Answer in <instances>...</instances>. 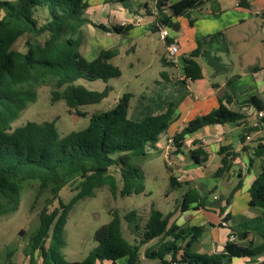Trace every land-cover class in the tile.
Masks as SVG:
<instances>
[{
  "label": "trees",
  "instance_id": "1",
  "mask_svg": "<svg viewBox=\"0 0 264 264\" xmlns=\"http://www.w3.org/2000/svg\"><path fill=\"white\" fill-rule=\"evenodd\" d=\"M216 1L177 0L167 4V0H157L156 23L151 29L161 26L172 28L175 23L173 18L178 16L187 17L189 25H193L194 19L189 14L206 2L217 4ZM239 5L249 7L250 4L248 0H239ZM87 6V0H0V216L18 208L20 187L17 180L33 179L42 187L51 186L53 196L59 198L58 192L65 182L80 178V190L67 204L59 200V206L51 212L47 211V206L40 211L39 224L29 239L30 263L35 264L34 253L39 252L40 264H103L105 261L117 264L116 261L123 257L127 258L125 264H138L139 248L154 238L158 241L145 251V256L158 259L160 264H221L225 258L256 256L264 252L262 167L248 189L249 205L261 210L263 231L259 245H254L252 240L246 245L227 241L220 252H193L192 244L201 236L202 227L169 224L168 215L157 209H151L142 227L134 211L124 215L129 230L139 232V238L130 243L122 235L121 218L114 210L110 220L94 232L97 244L83 260L67 262L63 259L64 226L72 204L93 195V189L104 183L115 194V179L108 173L113 165H117L120 171L121 196L144 192L142 171L129 164L130 158L145 155L149 148L154 147L173 113V103L168 102L165 111L159 114L131 120L127 117L131 94L125 92L112 108L91 114L84 128L71 131L64 137L59 136L54 121H27L12 127L11 123L21 110L35 100L34 88L46 81L54 85L52 99L61 98L70 108L98 103L113 89L109 84L101 90H94L76 83L78 79H102L106 82L120 75L119 69L108 62L116 50L102 48L94 59L88 60L79 49L81 26L91 23L84 15ZM258 15L264 22V10ZM94 25L101 30H109L102 24ZM132 27V24L112 25L111 30L125 34ZM44 33L47 38L42 44L26 41L27 50L24 52L13 48L15 41L23 35L37 37ZM171 42V38L165 39L166 45ZM198 56L204 57L214 72L221 71L223 62L220 56L214 51L201 49L198 42L196 48L182 57L185 78L197 80L202 77L201 66L195 59ZM162 63L167 64L164 57ZM233 100V94L226 92L215 109L189 120L173 135L172 152H181L186 136L204 126L242 120L244 115L241 112L228 107ZM238 104L240 107L253 106L257 111L264 107L262 100L255 95ZM259 126L264 130V118L260 119ZM239 138L243 140L244 135L240 134ZM253 152L257 157L264 156V144L257 143ZM218 153L223 156L213 172L216 177L229 170L235 156L227 146H221ZM190 155L195 164H201L207 158L201 147L192 149ZM170 182L173 186L179 184L172 176ZM233 192L227 197L226 204H229ZM204 200L195 188H189L183 195L182 207L193 202L197 207L203 206ZM219 212H224L223 206H219ZM228 218L229 213H226L221 221L225 222ZM246 236L245 232L243 238Z\"/></svg>",
  "mask_w": 264,
  "mask_h": 264
},
{
  "label": "rangeland",
  "instance_id": "2",
  "mask_svg": "<svg viewBox=\"0 0 264 264\" xmlns=\"http://www.w3.org/2000/svg\"><path fill=\"white\" fill-rule=\"evenodd\" d=\"M249 1H251L252 6L254 4L253 7H264V0L257 3H252L253 0ZM216 3L206 2L201 6L203 13L210 9L209 7H211L213 13L206 15L196 13L198 21L194 24V27L188 26L187 17L185 16L177 17L178 19L175 17L174 22L180 23L183 35L179 39L178 47L181 46V50H186L192 38L196 36L194 46L195 43L199 42L202 43L204 49L218 52L217 54L223 59V64L220 65L221 71L214 72V69L208 65L204 57L198 56L195 59L202 68V77L190 81L186 86L176 76L177 72L174 68L162 63V58L167 59L168 55L166 45L162 39H155L149 29L139 26L125 34L118 35V33L113 32V40L107 42L103 48L116 50V54L108 62L119 69L120 75L109 78L106 82L102 79L94 81L78 79L76 81V83L94 90L103 89L105 84L111 85L113 89L106 98L98 103L70 108L63 99H52L51 91L54 89V85L46 81L34 88L36 92L35 100L29 102L21 110L19 116L11 123L12 127L20 126L27 121L37 123L54 121L59 136L64 137L71 131L84 128L91 114L112 108L118 98L123 93L128 92L131 94V98L127 109V117L131 120L158 114L166 107L168 102L173 103L171 121L166 130L159 136L158 142L168 133L174 134L177 128L183 124L185 125L187 121L216 108L212 107L204 113H199L201 112L200 108L195 107L191 110L192 107H189L191 112L196 113L186 120L188 117L187 112L180 111L178 107L181 106L184 98L194 102L193 95L197 98H204L214 91L218 95L221 87L224 91L231 92L242 100L253 95L260 98L258 92L260 87L264 85V27L260 26L262 20L260 16L253 17L246 19L242 24L226 28L222 23L228 22L230 15L227 13L218 17L219 4L217 1ZM189 17H194V15L190 14ZM168 31L170 37L177 33L171 27L168 28ZM46 38V33L37 37L23 35L15 41L13 48L24 52L27 50L26 41L42 44ZM188 53L185 52L183 55ZM181 56L182 53L178 51L175 55L177 63L181 62ZM94 58L88 57L87 59L92 60ZM162 72L168 75L174 72L173 80L165 81ZM158 80L161 81L157 83ZM213 83L218 86H212ZM179 112L181 117H176ZM173 120L174 123L172 124ZM239 132L249 134L248 140L253 141L255 145L264 142V132L262 130L255 127H252L251 131L246 130L245 127L238 130L232 128L226 138L233 139L234 147L237 146ZM194 139L197 143L202 141L201 138ZM156 143L145 155H134L129 161L131 166H136L142 171L144 192L121 196L119 194L122 184L120 171L117 165H113L108 173L115 179L117 186L115 194H112L108 184L104 183L93 189V195L80 198L72 204L64 226L65 244L61 248V254L65 261H81L93 250L97 244L93 238L94 232L110 220L111 212L114 210L121 218L122 235L130 243L139 238V232L132 233L129 230L127 221L124 219L127 212L134 211L136 213L141 227L149 217L151 209H157L164 215H169L168 221L172 216L179 215V200L185 183L181 179L176 181L182 183V186L171 184V172L168 169L167 159L164 152L157 149ZM227 175V173H224L216 177L210 173L202 180L190 181L189 184L192 187L198 185L197 189L203 194L202 196H206L204 201L205 204H208L207 201L212 202L214 200L213 195L218 197L222 192V188L227 189L232 185V181L236 176L228 179ZM79 179L75 178L65 182L58 192L59 198L53 196L51 186L42 187L37 180L33 179L17 180L20 187L18 208L12 213L0 216V264L3 262L31 264L29 239L39 224L40 211L47 206V211L51 212L59 206V200L63 204H67L80 190ZM209 189H213V191ZM222 206L229 208L230 203H222ZM233 209L238 212L236 207ZM212 214L210 210L207 213L208 216H212ZM235 220L240 222L241 215L237 214ZM192 223L195 226L201 225L198 218L193 220ZM203 225L206 228L210 227L206 221ZM191 250L197 253L199 249L194 246ZM126 260L127 258L123 257L118 259L116 263L125 264ZM34 262L40 264L39 252L34 253ZM96 264L100 263L97 262ZM103 264L111 263L105 261ZM141 264L157 263L151 260H141Z\"/></svg>",
  "mask_w": 264,
  "mask_h": 264
},
{
  "label": "crops",
  "instance_id": "3",
  "mask_svg": "<svg viewBox=\"0 0 264 264\" xmlns=\"http://www.w3.org/2000/svg\"><path fill=\"white\" fill-rule=\"evenodd\" d=\"M130 1H132V3H130ZM156 1L157 0H128L122 2L119 0H87L88 6L84 11V15L91 21V23L88 22L81 26L79 46L81 53L84 56L86 55L87 58L96 57L99 50L102 49L107 42H111L113 40V31L111 30L112 25L132 24L133 27L129 31H131L135 27L143 26L145 27V29L150 30L151 34L155 39H160L159 29H151L153 24L156 23ZM176 1L177 0H167V4H171ZM217 2L219 4V12L217 13V16L219 17L227 13H229L230 15L229 21L222 23V25H224V27L226 28L242 24L246 21V19H250L253 17L257 18L259 16L258 13L264 10V7H253L254 4L252 6L251 1L249 0V7L240 6L239 0H217ZM257 2H261V0H253L252 3ZM209 8L210 9H208L205 13L201 11V7L196 10H193L190 14L194 15V17L190 18L194 19V23L193 25H189L187 19L188 26L194 27V24L197 23L198 16H196V13H199L200 15L213 13V11H211V7ZM261 22L262 23L260 24V26L263 28L264 22L263 20ZM93 23L102 24L106 26L109 30H101L96 27ZM176 24V29H172L176 30L177 33L173 37H170L169 33L168 37L171 38L178 47L179 39H181L183 35L180 23ZM196 38V36L192 38L186 50H181V46L178 47V51L182 53L181 57L184 56L183 53L190 52L191 50L196 48L197 43H195V46L193 45ZM200 46L201 49H204L202 43H200ZM214 52L218 53L217 51ZM166 65L174 68V70L177 72L176 76L181 79L184 85L188 86L190 81H194L184 77L182 71V58L180 63H172L170 61H167ZM162 73L165 81L173 80V77L175 75L174 72H171L170 75L166 74L165 72ZM160 81L161 80H158L157 83H159ZM215 85L217 84H212V86ZM219 89L221 90L218 95L215 91L208 94L204 98H197L195 95H193L195 99L194 102H192L188 98H184V101L181 103V106L178 107L180 111L184 110L187 112L188 117L186 118V120L189 119L191 115L196 113L191 112V110L195 107L201 109V112L199 113H204L212 107H217L220 98H223V96L227 92L223 90V87ZM258 93L260 96L259 99L262 100L264 105V85L263 87H260ZM188 96L190 97L189 93ZM233 96L234 100L231 102V104L228 105V107L241 112L244 115L242 120L238 122H228L224 124H212L204 126L196 132L186 136L181 152L173 153L171 151L169 155L170 164H168V169L171 172V176L174 177L176 180L177 178H180L179 180L182 179V182L185 183L183 192L179 200L180 213L179 215L172 216V218L169 219V224L174 222L178 225H193V220H195L196 218L200 220L201 225L197 226H201L203 231L199 239L192 244V247H198L199 250L197 251V253L212 254L215 252L222 251L225 243L228 241V236L230 235V233H235L237 237L238 229H240V231H243L244 233H247L246 238H243L241 240L237 239V242L239 244L246 245L250 240H252L254 245H259L262 242L261 233L263 231V221L261 217V210L258 207H253L249 205L248 189L253 179L261 171L262 167H264V156L257 157L254 155L253 148L256 147L257 144L255 145L253 141H249V138L246 139V136H249V134L239 132L240 134L244 135V139L241 140L239 138V134L236 147L233 146V139H227L226 135L230 130H232V128H236L238 130L242 127H245L246 130L251 131L252 127H255L259 130H262L263 132L264 130L261 129L260 126L258 127L260 119L256 115L257 110L253 106L240 107L238 103L242 99L236 97V95L234 94ZM185 104L186 106L183 107V105ZM189 107H192L191 110H189ZM165 109L166 107H164L159 113L165 111ZM262 110H264V107ZM178 115H176V117H181L180 112L178 113ZM173 123L174 120L172 124ZM183 126L184 124L178 127L175 133L179 132ZM174 134L168 133L166 136H164L163 139H159V141L156 143L157 149L162 150L164 152V148L167 146V140L169 138H172ZM194 138H201L200 140L202 141L200 143H197V141H195L196 139ZM221 146L229 147V151L235 154V156L231 160L229 170L226 172L228 174V179H230V177L234 178L236 176L234 181H232V185L227 189L222 188L221 194L212 202L207 201L208 204H204L203 206L197 207L196 203L193 202L187 205V207L183 208V195L185 191L189 188H195L200 196L203 195L197 189V184L192 187L189 183L190 181H200L203 177L209 175L210 173L213 174L215 169L220 165V157L223 156L218 153ZM197 147H201L207 154L206 160L201 164H195L191 159L190 155V151ZM171 149H173V146ZM239 182L241 183L240 187L236 189V186ZM176 186H182V183H179ZM233 190L234 192L229 202L230 207L225 208L223 206L224 212L220 213L219 206H222V203L226 202L227 197H229ZM210 191H213V189H211ZM202 197L205 198L206 196ZM234 207L237 208L238 212L234 211ZM209 210L213 213L212 216L207 215ZM226 213H229V218L227 219V221H225V223H223L221 221V218ZM237 214L241 215L240 222H236L235 220V216ZM205 221L210 225L209 228H206L203 225ZM157 241L158 239L154 238L148 241L147 243L143 244L139 248L138 264H141V260H151L153 262H156L157 264H160L158 259H150L145 256V251L153 247L157 243ZM168 258L169 257H167V259ZM221 264H264V252L256 256L231 257L230 259L225 258Z\"/></svg>",
  "mask_w": 264,
  "mask_h": 264
},
{
  "label": "built area",
  "instance_id": "4",
  "mask_svg": "<svg viewBox=\"0 0 264 264\" xmlns=\"http://www.w3.org/2000/svg\"><path fill=\"white\" fill-rule=\"evenodd\" d=\"M169 35V31H168V27L166 26H161L159 28V38L162 39L164 42H165V39L168 37ZM166 50H167V61H170L172 63H177V59L175 57L176 53L178 52V47L177 45L174 43V42H171L169 44L166 45ZM257 117L259 119L263 118L264 117V110H259L257 111ZM249 136H246V139H248ZM172 138H169L167 140V146L164 148V155L167 159V162L168 164H170V161H169V155L172 151ZM150 149V148H149ZM148 149V151H149ZM180 178H177V180H179ZM214 199L217 198L216 195L213 196ZM225 223V222H223ZM228 241L230 242H236L237 241V237H236V234L235 233H230V235L228 236ZM170 259V257L168 258V260ZM170 264H174L173 262L170 263Z\"/></svg>",
  "mask_w": 264,
  "mask_h": 264
},
{
  "label": "water",
  "instance_id": "5",
  "mask_svg": "<svg viewBox=\"0 0 264 264\" xmlns=\"http://www.w3.org/2000/svg\"><path fill=\"white\" fill-rule=\"evenodd\" d=\"M176 26H177V24L174 23L173 26H172V28H173V29H176ZM243 234H244L243 231H238V232H237V239H238V240L243 239Z\"/></svg>",
  "mask_w": 264,
  "mask_h": 264
}]
</instances>
